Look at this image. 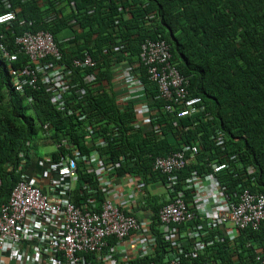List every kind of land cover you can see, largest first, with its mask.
Wrapping results in <instances>:
<instances>
[{
    "label": "trees",
    "instance_id": "obj_1",
    "mask_svg": "<svg viewBox=\"0 0 264 264\" xmlns=\"http://www.w3.org/2000/svg\"><path fill=\"white\" fill-rule=\"evenodd\" d=\"M9 3L12 10H17L16 20L10 25H0V43L18 55L15 67L27 64L20 47L14 44L15 36L24 30L50 34L67 65L86 56L95 62L88 70L75 69L73 80L82 82L86 74L96 73L95 83L85 85L87 105L83 111L106 121V132L111 123L123 129L119 144L107 146L101 155L108 156L112 163L120 155L139 162L137 168L122 166L116 174L135 173L147 183L163 182L165 176L152 170L154 158L196 143L199 163L235 156L231 164L238 172L236 176L225 171L217 175L229 180V191L242 184L251 192L264 194V0H9ZM3 11L0 0V13ZM21 19L30 25L20 26ZM158 37L169 44L172 65L188 79L189 94L202 98L205 113L177 118L179 106L162 99L158 87L150 81L148 67L141 63L140 45L146 38ZM120 64L134 67L147 99L157 109L159 133L141 130L135 133L133 105L137 102L123 108L115 102L116 93L110 87L115 76L113 67ZM11 80L0 54V206L8 200L19 176L16 173L19 153L28 161L36 155L33 146L42 140L43 124L48 123L49 129L56 130L52 139L74 141L82 153L88 152L82 122L55 111L43 90L26 87L21 94L14 90ZM29 97L32 102H28ZM165 103L175 110L167 113ZM216 130L226 135L223 147L208 140ZM238 164L241 167L237 168ZM248 167L254 169L250 175L246 174ZM191 169L199 166L187 167L180 177L187 176ZM87 179L96 182L92 175ZM159 199L157 195L150 198L157 246L154 255L143 259V263L166 264L164 254L170 243L161 236ZM185 228L186 225L178 226L179 231ZM213 233L222 240L206 247L199 260L187 259L182 264H257L256 253L264 251V223L257 229L241 230L234 238L225 237L219 229ZM213 233L201 240L213 239Z\"/></svg>",
    "mask_w": 264,
    "mask_h": 264
},
{
    "label": "built area",
    "instance_id": "obj_2",
    "mask_svg": "<svg viewBox=\"0 0 264 264\" xmlns=\"http://www.w3.org/2000/svg\"><path fill=\"white\" fill-rule=\"evenodd\" d=\"M2 4L5 11L0 13V24L10 25L16 20V13L9 0H2ZM19 25L25 28L30 22L21 19ZM14 42L27 58L26 65L15 68L12 64L18 63V55L0 43L14 90L23 94L26 87L41 89L55 111L82 122L88 152L82 153L71 140L54 142L56 155L36 159L39 173L35 175L31 174L32 163L28 164L24 154L19 153V176L8 200L0 206V264H155L142 262L154 255L157 246L150 203L157 194H149V186L162 188L165 194V199L160 197L158 202V220L163 240L170 243L164 254L166 264L199 260L206 247L222 240L213 233L216 229L225 237L234 238L239 231L257 229L264 223V194L251 192L242 184L229 191V180L217 176L224 171L236 176L238 172L231 164L233 155L199 163L195 143L154 158L152 170L165 176L163 182L147 183L135 173L116 174L122 166L137 168L139 162L120 155L112 163L108 156L101 155L107 146L119 144L123 129L111 123L106 132V121L83 111L87 105L85 85L95 83L96 73L90 72L82 82H74L73 72L93 68L96 64L92 58L73 59L67 65L53 37L43 31L24 30ZM170 59L164 42L146 40L141 45V60L148 67L150 81L157 85L162 99L179 106L178 118L203 112L200 99L190 98L189 81ZM133 70L132 65L113 67L115 102L122 108L137 102L133 105L135 133H159L157 109L147 99L144 85ZM28 102H32L30 97ZM164 110L172 113L175 108L165 103ZM42 129L48 138L49 124H43ZM208 140L223 147L226 135L216 130ZM191 165H198L199 169H191L181 178V172ZM253 171L248 167L246 174ZM90 175L96 182L87 179ZM100 195L102 199L98 198ZM180 225H186L185 230L179 231ZM212 233L213 239L201 240ZM255 261L264 264V251L256 253Z\"/></svg>",
    "mask_w": 264,
    "mask_h": 264
},
{
    "label": "clouds",
    "instance_id": "obj_3",
    "mask_svg": "<svg viewBox=\"0 0 264 264\" xmlns=\"http://www.w3.org/2000/svg\"><path fill=\"white\" fill-rule=\"evenodd\" d=\"M26 0H24V2H25ZM15 11H17V10H14V12ZM0 25H2V24H0ZM146 40H150V41H152V42H156V41H158V42H164L165 44H166V46L168 47V52L170 53V46H169V44L166 42V40H164V39H162V38H160V37H158V38H156V39H150V38H146L142 43H141V45L146 41ZM141 45H140V52H141ZM1 54V53H0ZM170 55H171V53H170ZM1 57H2V59L4 60V62L6 63V66H7V69L8 70H10L9 69V67H8V63L6 62V60L3 58V56L1 55ZM18 63H19V61H18ZM142 63V62H141ZM170 63L172 64V55H171V59H170ZM15 64H17V63H15ZM15 64L13 63L12 64V67L14 66V68H15ZM26 65V64H25ZM23 66V65H22ZM19 67H21V66H19ZM175 68H176V66H174ZM177 69V68H176ZM178 70V69H177ZM179 71V70H178ZM180 72V71H179ZM182 75V74H181ZM182 76H184V75H182ZM74 77V76H73ZM185 77V76H184ZM188 80V79H187ZM12 81V80H11ZM152 83H154V82H152ZM11 85H12V82H11ZM112 86V85H111ZM157 86V85H156ZM111 88V87H110ZM189 88V87H188ZM191 97H195V98H199L200 99V103H199V106H203L204 107V111L203 112H198V114H200V113H205V105H204V103H203V100H202V98L201 97H199V96H192L191 94H190V98ZM169 104V103H168ZM183 108V107H182ZM177 112H178V110H177ZM196 115V114H195ZM176 117L178 118V116L176 115ZM188 117V116H187ZM190 117H192V116H190ZM182 118H185V117H182ZM157 124H158V122H157ZM158 126H159V124H158ZM56 132V130L54 129V127H52L51 129H49L48 130V133H49V137L47 138L46 136L44 137L43 136V138H44V140H46L49 144H51V145H53L52 143H59L61 140H64V139H60V140H55V139H52L51 138V136L54 134ZM42 141L40 140V141H38V143H41ZM186 145H188V144H186ZM55 154H56V152H55V150L53 151V152H51V154L49 155V156H51V157H54L55 156ZM32 161H28V164H34L35 163V161H36V159H41V160H43L42 158H40V157H38V156H36V155H33L32 157ZM49 158V157H48ZM153 190H155V189H153ZM149 193V192H148ZM149 194H151V193H149Z\"/></svg>",
    "mask_w": 264,
    "mask_h": 264
},
{
    "label": "rangeland",
    "instance_id": "obj_4",
    "mask_svg": "<svg viewBox=\"0 0 264 264\" xmlns=\"http://www.w3.org/2000/svg\"><path fill=\"white\" fill-rule=\"evenodd\" d=\"M28 114V113H26ZM34 151L36 156L42 158V159H46L49 157V155L51 154V152H53L55 150V148L53 147V145L49 144V145H45L43 143H36V145L33 146ZM147 191L149 193L155 192L157 194V196L161 197L162 199H165V194L162 188L159 189H155L153 190L152 187H148Z\"/></svg>",
    "mask_w": 264,
    "mask_h": 264
},
{
    "label": "crops",
    "instance_id": "obj_5",
    "mask_svg": "<svg viewBox=\"0 0 264 264\" xmlns=\"http://www.w3.org/2000/svg\"><path fill=\"white\" fill-rule=\"evenodd\" d=\"M89 13H92V10H90ZM111 89L114 90V88L112 86H111ZM41 141H42L41 143H43L45 145H49V143L46 140H44L43 137H42ZM30 170L34 172V173H31L32 175H35V174L39 173V169L35 166V163L31 165Z\"/></svg>",
    "mask_w": 264,
    "mask_h": 264
}]
</instances>
